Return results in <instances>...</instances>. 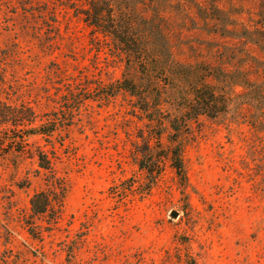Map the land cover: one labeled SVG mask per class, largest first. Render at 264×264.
<instances>
[{"label": "rangeland", "instance_id": "obj_1", "mask_svg": "<svg viewBox=\"0 0 264 264\" xmlns=\"http://www.w3.org/2000/svg\"><path fill=\"white\" fill-rule=\"evenodd\" d=\"M116 5L163 57L165 72H153L158 92L147 95L148 111L125 91L87 99L49 138L26 140L24 118L0 130L13 140L0 150V264H264V130L250 124L262 113L250 110L240 85L251 78L264 87V0ZM83 8L80 0H0L2 97L45 111L33 126L69 85L142 82L138 59L87 25ZM205 82L231 100L216 117L190 119L179 135L182 178L165 158L172 144L156 96L161 112L181 115ZM147 144L153 175L139 166ZM53 146L51 172L36 153ZM42 190L53 203L34 215L30 199Z\"/></svg>", "mask_w": 264, "mask_h": 264}, {"label": "trees", "instance_id": "obj_2", "mask_svg": "<svg viewBox=\"0 0 264 264\" xmlns=\"http://www.w3.org/2000/svg\"><path fill=\"white\" fill-rule=\"evenodd\" d=\"M80 1L85 2V8H83L81 12L85 23L94 28L95 31L102 33L106 39L110 38V42H113V45H115L120 55L123 53L130 58L138 59L137 61L140 63V70L143 75L141 77L142 82L138 83L132 78L123 77L107 88L102 85V82L93 86V82L91 81H87L81 88H73V85H69L67 92L60 95L59 101H62L60 105L47 110L46 120L33 126L34 121L37 119L38 115H40L38 113H44L45 111L38 112L35 106L30 103L24 101H10L9 98L2 97L5 93V86L8 83L7 77L2 76L0 77V130H7L10 127L12 119L24 118V120L30 121L26 140L29 136L53 137L59 130L60 124L65 123V121L62 120L66 116L62 115L67 114L71 122L73 121V116L76 114L75 112L79 111L80 105L85 100L95 99L103 101L108 98V96H113L120 91L129 92L137 96L138 99L141 100L142 105H144L143 109L148 111V108H146L149 104L147 95L154 94V92L157 93L160 86V82L156 77L154 78L153 72L159 70L162 73L161 75H163L166 69V66L160 61L163 57L157 53L153 55V50L151 51V49L144 44L146 38L132 32L134 23L124 18L122 9L118 8L116 5L119 0ZM262 14H264V12H262ZM161 51L163 52V50ZM150 60L153 62L152 64L149 62ZM155 63L160 66H152ZM167 77L171 79L169 74H167ZM242 83L244 84L240 85L245 87L244 94H250V100H248L246 104L250 106V110L254 108L262 113V118L250 122V124L252 126L260 124L262 125V130H264V121H262L264 120V87L261 82L252 80L251 78L250 80L245 78ZM94 93H99L98 98H95V95H93ZM160 96V93L156 96V99L160 102L156 104L155 108L158 107L156 110L162 116L160 122L164 124L163 120H167L166 126H168L170 131L168 134L169 142L172 144V148L171 150L169 148L167 154H165V158L173 162V166L177 169L182 178H184L182 160L183 148L179 140V135L183 132L185 127H188L190 119H195L200 115L216 117L225 112L231 99L228 101V98L225 99L220 92L216 90L213 84L205 82L201 86L196 87L191 96L185 98L189 103L188 109L181 115H173L169 112H161L162 100L158 98ZM10 140H12L11 136L5 131L4 137H0V150L6 142ZM152 150L149 144H147L140 151L142 158L139 161V166L142 170H146L149 175H153V172L156 170L154 167L158 165L157 162L153 161L152 156H150L153 155ZM56 155L57 150L55 146H53L51 152L39 149L36 153L38 165L52 172L53 159L57 157ZM53 175H55V172H53ZM51 193L50 191L42 190L32 196L30 199L32 214L42 215L51 208L53 203L50 196Z\"/></svg>", "mask_w": 264, "mask_h": 264}, {"label": "water", "instance_id": "obj_3", "mask_svg": "<svg viewBox=\"0 0 264 264\" xmlns=\"http://www.w3.org/2000/svg\"><path fill=\"white\" fill-rule=\"evenodd\" d=\"M178 216H179V212H178V211L173 210V211L171 212V217H173V218H177Z\"/></svg>", "mask_w": 264, "mask_h": 264}]
</instances>
